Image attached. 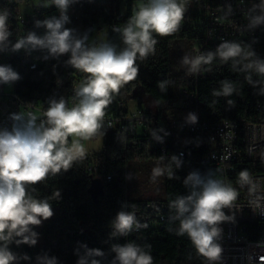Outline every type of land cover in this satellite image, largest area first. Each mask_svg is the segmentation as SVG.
I'll return each mask as SVG.
<instances>
[{"label":"clouds","instance_id":"clouds-1","mask_svg":"<svg viewBox=\"0 0 264 264\" xmlns=\"http://www.w3.org/2000/svg\"><path fill=\"white\" fill-rule=\"evenodd\" d=\"M75 0H50L42 7L54 6L58 16L46 17L35 21V28L43 29L38 35L29 31L26 35L10 41L12 36L8 27L9 13L0 11V52H19L23 50L45 53L43 59H59L67 56V66L86 74L85 80L74 89V106L68 107L63 97L47 100L48 107L43 119L36 115L20 112L11 113V127L0 128V264H19L21 260L31 258L24 254L18 256L11 250V245L34 247L39 233L34 229L54 213L49 198H37L31 186L45 180L49 175L67 172L82 162L87 156V149L82 141L96 138L102 140L105 135V110L113 102V97L128 82L139 74L138 59H144L155 53V36H170L178 32L185 18L191 0H147L125 23L123 28H113L122 37L123 48L111 42L90 43L89 34H79L66 27L70 23L69 7ZM232 11L231 5L225 7ZM264 25V0L253 3L248 10V30ZM155 34V35H154ZM222 64L231 62L235 71L246 73L248 84L257 89L258 95H264V79L253 80L252 76L264 77V58H260L250 44L246 46L233 40H221L215 51H198L197 55H183L180 64L186 68V75L197 76L211 65L214 60ZM21 79L20 74L11 65H0V84L12 85ZM166 81H159L157 86L162 92L167 91ZM237 92L232 81L220 82V88L213 95L230 97ZM234 106L232 100L226 101ZM186 123L195 125L198 116L189 112ZM110 127V125H109ZM163 129L152 131L153 139L163 143L159 135ZM169 133L164 132V135ZM69 137H72L69 142ZM181 166V160L173 155L168 159ZM171 163L167 167L170 178L175 176ZM165 168L157 166L152 170L153 179L163 175ZM131 176V174H130ZM238 183L248 194L247 206L258 214L264 215V181L251 176L247 169L241 170ZM186 195H179L171 201L172 221L179 222L175 231L178 235H187L196 251L206 258L208 264H219L223 248L219 243L223 229L221 224L235 222V212L228 215L225 209L240 210V193L232 184L215 178L211 171L201 174L190 172L183 180ZM56 198H60L57 190ZM129 205H122L110 222L111 239L128 237L142 225L135 212L125 211ZM171 230V229H170ZM76 264H102L106 253L98 248L80 245ZM113 257L109 264H153V257L141 245L134 242L114 243L110 247ZM37 264H57L55 256L45 253L36 257Z\"/></svg>","mask_w":264,"mask_h":264},{"label":"trees","instance_id":"trees-1","mask_svg":"<svg viewBox=\"0 0 264 264\" xmlns=\"http://www.w3.org/2000/svg\"><path fill=\"white\" fill-rule=\"evenodd\" d=\"M78 5L75 10L86 13L85 17L78 20H70L66 27L74 29L77 33H90L91 21L105 13L104 19L108 24H115L116 28H123L126 21L138 10L137 3H146L147 0H101L102 6L98 10L86 0H76ZM18 0H0V11L9 13L8 27L12 33L9 38L13 43L19 33L17 23ZM52 11L55 9L52 8ZM93 16H90V14ZM42 18L50 17V11L42 8ZM203 24L197 14L191 16L189 22H182L178 32L170 36H155L157 44L155 53L144 59H138L139 74L133 81L126 83L113 97V102L105 110V114L119 115L123 108H119V102H127L139 96L147 94L155 102L158 115L165 110L172 109L179 96L173 95L169 89V73L171 69V53L175 58L181 59L183 55L193 56V44L199 41L203 34ZM155 35V34H154ZM245 46L250 44L260 58H264V37L235 38ZM106 42H111L117 49L124 47L122 37L118 32L109 29ZM219 43H213L207 51H215ZM45 53L33 52L32 59L38 63V69L31 73L26 82L25 98L37 102L47 94L51 97H65L64 90L56 91L51 85L56 74L51 69L57 68L58 59H43ZM5 52H0V57ZM211 71H204L197 83V92L201 108L210 119H234L243 121L247 119L264 118V112L256 111L252 98V87L246 80V73L235 71L231 62L222 64L218 59L211 65L205 66ZM182 82H188L193 76L183 73ZM234 83L237 92L230 97L215 96L214 90L220 88L222 80ZM253 80L264 77L252 76ZM159 81H166L167 91L162 92L157 86ZM180 87V85H179ZM60 94V95H59ZM37 95V96H36ZM227 100H232L234 106H229ZM142 105L141 100L137 101ZM48 106V105H47ZM145 107V106H144ZM146 108V107H145ZM147 109V108H146ZM151 114L152 111L147 109ZM0 118V128H2ZM134 143L128 145L126 136L121 131H109L104 140L102 149L96 153L95 169L88 170V156L67 172H61L55 176L49 175L45 180L31 186L35 189L32 195L37 198H49V202L56 213L53 218L43 221L35 231L39 233L40 243L34 247L28 245H11V250L18 256L27 254L31 259L21 260L19 264H37L36 257L45 253L57 258V264H76L77 252L83 254L80 245L88 248H98L106 253L102 264H109L113 257L110 247L114 243L124 244L128 241L141 245L149 251L153 257V264H206L205 257L200 255L187 235H178L175 231L179 228L178 221H172L170 216L173 210L169 205L179 195H186L188 190L183 184L184 178L192 171L205 174L216 172L210 166L198 167L191 164L186 156L179 157L181 166L175 167L169 160L163 161L161 167L165 168L162 177L164 194L156 198H131L128 193V166L134 160L141 158H159V151L155 146H148L145 140L135 135ZM69 142L71 139L69 138ZM262 152V150L260 151ZM171 163L175 176L170 178L167 167ZM244 169L255 171L261 167L246 165ZM110 175V179H107ZM57 190L60 198H56ZM122 205H129L123 210L135 212L137 220L142 225L134 230L128 237L111 239V221L116 213L122 210ZM171 229V230H170Z\"/></svg>","mask_w":264,"mask_h":264},{"label":"built area","instance_id":"built-area-1","mask_svg":"<svg viewBox=\"0 0 264 264\" xmlns=\"http://www.w3.org/2000/svg\"><path fill=\"white\" fill-rule=\"evenodd\" d=\"M17 23L19 33L16 39L26 35L29 31H35L38 35L43 29L35 28L36 20H43L42 4L50 0H18ZM98 10L102 4L101 0H86ZM259 0H191L185 18L182 22H189L191 16L197 14L200 23L203 24V34L199 41L193 44V56L198 51H207L213 43H220L221 40L235 38L264 37V25L254 30H248V10L253 3ZM27 4L30 12H22L21 4ZM77 1L69 7L68 16L70 20H78L80 16L85 17L86 13L75 10ZM231 5L232 11L225 8ZM51 16H58L59 12L54 7H46ZM55 10L52 11L51 9ZM94 12L90 14L93 16ZM106 14H101L91 21L89 37L93 27L97 31L105 28L106 34L109 29L116 27L115 24H108L104 21ZM42 16V17H41ZM16 39L13 43H15ZM107 39V35H106ZM90 43L99 44L102 41L97 35L89 38ZM106 42V40L104 41ZM68 57L62 56L57 61V68H52L56 74L51 85L56 91L64 90L63 97L68 107L74 106V89L86 78V74L71 68L65 64ZM11 65L17 71L21 79L10 85V91H5L3 84H0V118L2 128L11 127L9 116L11 113L20 112L23 115L32 113L37 116L38 121L43 119V113L48 107V96L45 94L41 100L25 98L26 82L31 78V73L38 69V63L31 55L23 50L12 52L5 51V56L0 57V65ZM203 74V73H202ZM201 74V75H202ZM201 75L193 76L186 84L179 87V96L172 109H167L161 115L149 113L143 105L129 106L127 102H119V108L123 111L119 115L105 114V135L109 131H121L126 136L128 145L134 143L135 135L140 136L148 146H155L159 151V158L167 161L173 155L178 157L186 156L191 164L198 167L210 166L216 172L215 178L223 179L232 184L240 193L238 204L242 205L240 210L229 211L226 214L232 215L235 212V222L221 224L223 229L222 238L219 243L223 248L222 258L219 264H264V215L254 213L247 206L248 194L245 188L238 183V175L246 165L258 166L261 170H248L252 177L264 181V118L247 119L238 121L234 119H210L201 108L197 92V83ZM60 95V94H59ZM37 96V95H36ZM60 97L57 96L56 99ZM252 98L256 111L264 112V95H258L257 89L252 87ZM193 112L198 116V123L190 125L186 123V116ZM110 125V127H109ZM163 129L158 134L164 137L160 143L153 139L152 131ZM164 132L169 133L164 135ZM71 139V137H69ZM262 150V152H260ZM96 153L88 156V170L95 169ZM110 179V175H107ZM206 264H208L205 258Z\"/></svg>","mask_w":264,"mask_h":264},{"label":"rangeland","instance_id":"rangeland-1","mask_svg":"<svg viewBox=\"0 0 264 264\" xmlns=\"http://www.w3.org/2000/svg\"><path fill=\"white\" fill-rule=\"evenodd\" d=\"M142 3L138 2L137 5L140 6ZM20 9L22 12H30V8L27 4L22 3ZM97 35L98 39L104 42L106 40V30L97 31L96 27H93V31L90 39ZM174 53V52H173ZM171 53L170 62L171 69L169 73V89L173 95H177L179 85H185V80L182 82L183 73H186V68L180 64V59L175 58V55ZM5 91H10L9 85L4 86ZM141 100L143 106L151 110L152 113H156L157 107L156 102L147 94L140 93L134 99L129 100V106L132 107L136 105L138 100ZM72 139V137H71ZM85 148L87 149V156L97 153L102 149L103 138H96L90 141H82ZM163 164V161L160 158H141L134 160L133 163H130L128 166V193L131 198H156L161 197L164 194V185L162 182L163 175L153 179L152 170L154 167L160 166ZM131 174V176H130ZM53 209V208H52ZM55 215L56 209H53ZM54 215L51 217L53 218ZM50 218V219H51ZM49 220V219H48ZM39 227V226H38ZM40 243V237L38 238Z\"/></svg>","mask_w":264,"mask_h":264}]
</instances>
